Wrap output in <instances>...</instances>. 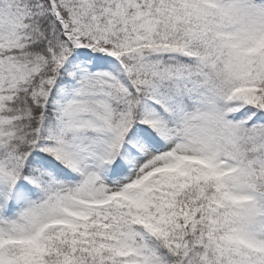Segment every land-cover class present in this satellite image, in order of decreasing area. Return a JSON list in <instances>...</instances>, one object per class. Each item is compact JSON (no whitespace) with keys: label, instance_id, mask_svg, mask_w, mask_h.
Here are the masks:
<instances>
[{"label":"snow or ice","instance_id":"1","mask_svg":"<svg viewBox=\"0 0 264 264\" xmlns=\"http://www.w3.org/2000/svg\"><path fill=\"white\" fill-rule=\"evenodd\" d=\"M0 264H264V0H0Z\"/></svg>","mask_w":264,"mask_h":264}]
</instances>
